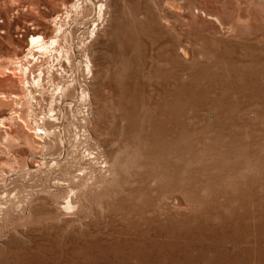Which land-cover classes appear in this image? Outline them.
<instances>
[{"label": "rangeland", "instance_id": "obj_1", "mask_svg": "<svg viewBox=\"0 0 264 264\" xmlns=\"http://www.w3.org/2000/svg\"><path fill=\"white\" fill-rule=\"evenodd\" d=\"M76 1L0 0V66ZM106 4L93 76L69 73L90 101L57 104L70 148L89 130L107 161L89 166L76 209L62 210L58 149L32 139L23 84L0 78V264H264V0Z\"/></svg>", "mask_w": 264, "mask_h": 264}, {"label": "bare ground", "instance_id": "obj_2", "mask_svg": "<svg viewBox=\"0 0 264 264\" xmlns=\"http://www.w3.org/2000/svg\"><path fill=\"white\" fill-rule=\"evenodd\" d=\"M106 1H76L70 6V10L69 8L68 11L66 10L67 12H65L66 14L64 13V18H62L63 16H60V14H58L57 17L53 18L50 23H45V28L51 31L50 36H45L44 34H33L31 36V38L29 39V48L27 49V53L25 55H22V57H17L15 60L11 61L10 64L14 66L13 69L8 68L7 66L5 68H3V66H0V78L6 76L7 74L8 76L10 74H14L23 84L22 86L25 90L24 100L29 111L28 114H30V119L34 121V125L33 127H31L33 131V134L31 136L33 138H31L36 139V142H39L40 144L42 143V147H47V145H49L51 148H54L56 150L58 149L54 154H52L53 157H50L49 160L50 163H52L50 165V168L53 170V173L59 171L61 174H64V179L56 182V184H58L61 188L59 186L58 187L60 189H63V193L61 194V196H58L62 201H64V206L62 207L63 211L76 209L77 206L74 200H76L78 197L76 199L74 197L78 194L77 189H89V183L87 182L91 179H88L87 181V178L85 179L88 173L89 166L107 162L106 160V162L100 161L103 157L101 148L98 150H93L94 148L92 149L89 146V141L91 142V138H93H90V136H92L93 134L91 135L89 130L83 131L82 134L81 132L80 134L78 132L79 135L77 140V135L75 136L76 144H72L74 145V149L72 150V147L70 148V146L68 145L70 144L69 142L71 138L68 142V137L66 138L67 140L63 137L64 134H62V131L65 129V126L62 130L61 122L63 121H61V113H58L62 110L61 108L63 107H72L71 103L75 101L73 98H77L76 101H80L85 105H87L90 101L91 97L89 91L87 90L88 87L85 88L77 79V77H73L70 81L69 73L72 69L75 68L77 69V71L81 70L86 76H93L92 70L94 66V59L92 57L93 54L90 53V47L97 40L99 31L103 30H101L100 27H103V25H105V21L107 20L106 14H108L107 11L109 10H107L108 4H106ZM54 15L55 13H52L50 16L53 17ZM192 16L198 17V19L200 18L201 20L204 19L206 20L205 22L210 21V23L212 22L213 24L220 26V28L224 27L222 19L219 16L213 15L210 12L208 13L207 11H205V9H200V7L193 8ZM181 45L182 44H179L176 47L177 53L182 58H190V51H188V48L182 47ZM46 93L50 95L51 100L47 102L46 109L41 110L43 116H40V114H38L39 112H37L36 106L45 101ZM37 94H39L42 98L38 99ZM14 99H19L20 101L21 98L18 95H15ZM23 102L17 103V106L19 104L23 105ZM57 104L61 105L59 109L60 111L57 109ZM17 113L18 112L14 114L16 115ZM11 115L12 116L9 119L13 121L16 120V117L13 116V113ZM34 116L35 119L31 118ZM25 123L28 124L27 121H25ZM87 126H89V123ZM84 127L86 128L85 125L82 128ZM12 137L13 136L8 135L4 139L5 141H9ZM29 144L32 145L33 141L29 140ZM119 163L118 165H120ZM102 165L100 167H102ZM111 170H115L114 167ZM111 170H106L107 175L104 178H106L107 180H110L109 178H112L113 173L118 169H116V171H113V173ZM95 177L96 176H93L94 179ZM99 182L100 181H98V183ZM79 204L80 203H78V206Z\"/></svg>", "mask_w": 264, "mask_h": 264}]
</instances>
